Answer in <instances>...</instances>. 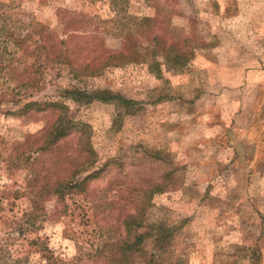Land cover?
<instances>
[{
    "label": "rangeland",
    "instance_id": "374dc122",
    "mask_svg": "<svg viewBox=\"0 0 264 264\" xmlns=\"http://www.w3.org/2000/svg\"><path fill=\"white\" fill-rule=\"evenodd\" d=\"M75 15L95 37L75 65L109 56L96 75L77 77L42 50L38 33L75 27L66 25ZM143 17L158 32L189 35L192 59L152 71ZM128 48L142 59L117 57ZM23 79L37 84L14 87ZM73 89L135 103L124 113L119 100L77 101ZM0 92V264H42L46 253L94 264L88 254L101 257L95 251L122 236V213L140 202L146 254L157 244L163 259L185 264H264V0H0ZM29 100L60 101L89 126L100 172L83 193L32 203L42 158L28 137L53 116L14 112Z\"/></svg>",
    "mask_w": 264,
    "mask_h": 264
},
{
    "label": "trees",
    "instance_id": "16d2710c",
    "mask_svg": "<svg viewBox=\"0 0 264 264\" xmlns=\"http://www.w3.org/2000/svg\"><path fill=\"white\" fill-rule=\"evenodd\" d=\"M77 18L78 16L76 15L72 16L70 18L71 21L68 20L66 22V25L74 23L77 26L68 27V29L63 30L60 34L52 30L42 29L38 33V37L42 43L41 47L51 60L67 64L77 77L96 75L104 66L108 65L109 56L98 62L87 60L80 61L77 66L75 65V60L73 59L76 54L80 51H87L89 53L93 49L94 44L87 43L86 41L95 38L93 35L88 34L87 30L80 28L83 22L76 20ZM139 21V25H148L151 34L146 40L148 45L144 49V52H146L144 57L150 55V61H147L152 71H158L161 64L170 65L174 68L181 67L192 59L194 46L190 42L192 40L189 35H184L181 38L170 36L171 30L168 27L158 32L155 26V18L143 17ZM128 41L134 47V44H132L134 42L133 39L128 38ZM129 50L130 54H127L123 50L119 52L118 56L110 54V57L117 56L122 57V59L131 60L142 59L141 56L139 58L137 56L141 55L138 50L133 48ZM9 79L10 77L7 78V80ZM36 84L37 80L32 82L31 80L23 79L14 84V87L34 86ZM9 87L11 86H7V88ZM70 92L77 101L82 97L91 101L99 100L103 102L119 100L127 106L126 110L122 111L124 113H130L128 106L135 103L108 90L94 93L93 95H87L85 92H79L76 89ZM4 95L0 92V101H2ZM14 112L20 115L46 113L53 116L52 120L45 124L37 133L28 137V140L34 138V142L28 144V150L31 153L36 152L40 154L42 158L39 162L41 164L40 167L37 165L38 160L33 164L32 179L30 180L31 183L29 182L35 199L32 200V203H40L42 200L50 197L59 203L64 200L66 195L83 193L86 190L88 181L95 178L100 172V169L95 167L98 162V156L89 139V126L84 122L69 118L66 104L57 100H29L24 102ZM162 188L161 184H156L152 192L161 191ZM142 199H146V195ZM145 211L146 202H140L131 210L128 209L122 213V236L117 238L113 243L110 242L100 246L95 253L101 257L95 254H88L87 258L94 259V264H185L178 260L163 259L162 257L166 252V248H160L157 244L154 247V251L150 252V254L143 252V247L139 243L141 244L142 242V232L145 230V227H143L144 222H142ZM141 228L142 230H140ZM161 238L162 236L158 234L156 243ZM34 241L38 249L47 250L46 246L41 248L44 242ZM113 245L117 246L114 250L112 249ZM107 247L110 248L108 249ZM44 255L45 262L42 264H66V261L63 259L55 261L54 259L56 258H52L51 255L47 253ZM73 259L77 260V257Z\"/></svg>",
    "mask_w": 264,
    "mask_h": 264
}]
</instances>
